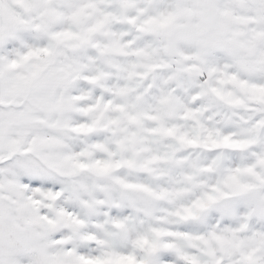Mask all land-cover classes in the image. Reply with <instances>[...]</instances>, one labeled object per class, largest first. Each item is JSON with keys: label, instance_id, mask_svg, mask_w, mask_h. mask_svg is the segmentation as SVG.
I'll use <instances>...</instances> for the list:
<instances>
[{"label": "snow or ice", "instance_id": "1", "mask_svg": "<svg viewBox=\"0 0 264 264\" xmlns=\"http://www.w3.org/2000/svg\"><path fill=\"white\" fill-rule=\"evenodd\" d=\"M0 264H264V0H0Z\"/></svg>", "mask_w": 264, "mask_h": 264}]
</instances>
